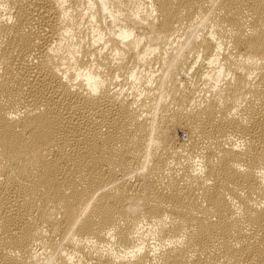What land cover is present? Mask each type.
Returning <instances> with one entry per match:
<instances>
[{
	"label": "bare ground",
	"instance_id": "obj_1",
	"mask_svg": "<svg viewBox=\"0 0 264 264\" xmlns=\"http://www.w3.org/2000/svg\"><path fill=\"white\" fill-rule=\"evenodd\" d=\"M0 264H264V0H0Z\"/></svg>",
	"mask_w": 264,
	"mask_h": 264
}]
</instances>
